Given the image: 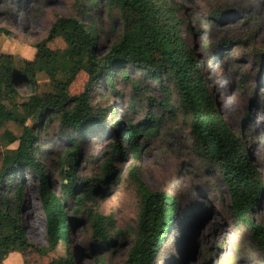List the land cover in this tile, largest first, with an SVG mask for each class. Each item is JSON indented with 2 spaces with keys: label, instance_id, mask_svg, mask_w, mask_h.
Listing matches in <instances>:
<instances>
[{
  "label": "rangeland",
  "instance_id": "obj_1",
  "mask_svg": "<svg viewBox=\"0 0 264 264\" xmlns=\"http://www.w3.org/2000/svg\"><path fill=\"white\" fill-rule=\"evenodd\" d=\"M164 1L178 9L182 35L202 63L214 103L240 137L264 184V0ZM82 9L78 0H0V27L6 31L0 32V54L32 59L34 44L47 36L56 16H75L92 27L98 39V53L104 54L122 30L118 12L106 8L103 0L86 9V13ZM257 20L261 23L255 27ZM46 44L51 49L64 47L60 38ZM123 70L128 78L117 70L111 85L105 76L92 88L90 102L105 116L101 124L78 137L79 175L90 178L101 173L102 163L111 157L108 142L118 134L113 128L117 121L143 120L149 112L160 120L149 137L138 136L141 148L137 157L127 152L114 159V177L99 184L93 200L86 202L82 213L74 215L69 248L79 264H124L139 212L133 173L149 190L165 191L175 196L178 203V213L154 264H264V255L252 242L248 228L232 212L223 180L194 150L186 117L181 111L163 116L158 106L152 105L165 97L159 82L138 69ZM39 78L40 83L46 80ZM87 80L88 75L80 71L69 94L81 93ZM135 80L142 85L137 92L131 85ZM21 91L28 93L29 88L22 87ZM170 103L177 107L174 91ZM0 105L4 112L10 109L2 83ZM40 135L38 157L45 163L52 188L61 194L57 153L64 154L63 148L72 145L63 142L55 122L42 128ZM17 145L18 142L10 147ZM90 157L93 162H89ZM1 159L0 154V163ZM71 162L74 164L73 159ZM22 175L21 218L29 245L21 252L6 255L1 264H51L53 258L65 255L66 245H58L45 256L37 252L47 244L39 180L28 172L23 171ZM17 177L19 173L13 181L17 182ZM6 195L13 197L10 190ZM89 212L110 217L103 228L113 242L96 240L98 233L88 220ZM251 219L264 225V192L252 209Z\"/></svg>",
  "mask_w": 264,
  "mask_h": 264
},
{
  "label": "trees",
  "instance_id": "obj_2",
  "mask_svg": "<svg viewBox=\"0 0 264 264\" xmlns=\"http://www.w3.org/2000/svg\"><path fill=\"white\" fill-rule=\"evenodd\" d=\"M99 1L78 0V3L83 7L82 13H86V9L98 5ZM103 2L106 8L117 10L122 26L118 39L104 54L98 53L94 29L75 16H56L47 36L34 44L32 59L0 54V83L10 105L8 112L0 105V264L9 253L21 252L29 245L20 207L23 171L39 180L38 196L45 217L47 244L37 252L45 256L64 244L65 255L53 258L51 264H79L69 248L74 215L82 213L86 202L93 200L99 184L114 177V159L124 157L127 152L137 157L141 148L138 136L149 137L160 120L149 112L143 120L117 121L113 128L118 134L108 142L111 157L102 163L101 173L90 178L79 175L81 142L78 137L101 124L105 116L90 102L92 88L105 76L111 85L117 70L128 78L124 67L138 69L159 82L165 97L153 101L152 105L158 106L163 116L181 111L186 117L194 150L218 172L233 214L248 228L252 242L264 255V225L251 219L252 209L264 192V184L240 137L232 131L214 103L202 63L182 35L178 9L164 0ZM0 32L6 33L1 27ZM56 38L64 42L62 49L47 46V42ZM80 71L88 75V80L81 93L70 95L69 87ZM41 76L46 80L40 83ZM139 84L140 80L131 82L136 92L142 89ZM22 87L29 88V92L23 94ZM172 91L177 107L170 103ZM51 122L57 124L63 142L72 145L63 148L64 154L57 153L61 194L52 188L45 163L38 157L40 131ZM16 142L18 145L11 148ZM69 158L74 160V165H66ZM93 161L90 157L89 162ZM16 173H19L17 182L13 181ZM132 177L139 198V212L124 264H154L178 213L177 199L165 191L149 190L136 173ZM9 190L12 198L6 195ZM88 220L98 233L96 240L113 242L103 228L105 221L110 222L109 216L89 212Z\"/></svg>",
  "mask_w": 264,
  "mask_h": 264
},
{
  "label": "bare ground",
  "instance_id": "obj_3",
  "mask_svg": "<svg viewBox=\"0 0 264 264\" xmlns=\"http://www.w3.org/2000/svg\"><path fill=\"white\" fill-rule=\"evenodd\" d=\"M260 23H261V20H257V21H255V23L253 24L255 27L256 26H259L260 25ZM222 237L224 238V234H222ZM223 238H222V240H223ZM214 241H215V239H213ZM217 240V239H216ZM215 242H218V240L217 241H215ZM224 247V246H223Z\"/></svg>",
  "mask_w": 264,
  "mask_h": 264
},
{
  "label": "water",
  "instance_id": "obj_4",
  "mask_svg": "<svg viewBox=\"0 0 264 264\" xmlns=\"http://www.w3.org/2000/svg\"><path fill=\"white\" fill-rule=\"evenodd\" d=\"M71 161H72V159H68V161H67V164H66V165H70V164H71V165H74V164H73Z\"/></svg>",
  "mask_w": 264,
  "mask_h": 264
}]
</instances>
